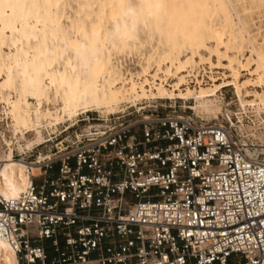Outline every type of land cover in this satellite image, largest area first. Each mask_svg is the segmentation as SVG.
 Segmentation results:
<instances>
[{
  "label": "built area",
  "instance_id": "2783aa9c",
  "mask_svg": "<svg viewBox=\"0 0 264 264\" xmlns=\"http://www.w3.org/2000/svg\"><path fill=\"white\" fill-rule=\"evenodd\" d=\"M235 110L217 123L165 103L84 113L12 145L30 185L0 194V241L15 264H264V113ZM10 133L0 106V171Z\"/></svg>",
  "mask_w": 264,
  "mask_h": 264
},
{
  "label": "rangeland",
  "instance_id": "374dc122",
  "mask_svg": "<svg viewBox=\"0 0 264 264\" xmlns=\"http://www.w3.org/2000/svg\"><path fill=\"white\" fill-rule=\"evenodd\" d=\"M122 11L127 12L126 19L134 27L125 41L115 30ZM92 25H98L92 39L101 50L95 56L102 63L96 70L91 64L93 55H89L84 71L70 42L87 48L86 36ZM14 28L23 35L12 42L10 37L17 34ZM213 30L222 32L221 42ZM223 54L233 59V68L248 62L250 70L256 68V54H264V0H0V106L5 105L7 114L12 115L15 130L29 133L16 139L10 133L13 149H23L35 131L45 139L49 121L59 123L56 128L60 131L84 113L103 118L122 108L132 110L155 103L170 104L179 114L209 123L219 122L225 111L234 113L243 103H253L257 106L245 107L264 113L263 77L240 73V84L249 80L240 94L225 87L212 97L198 98V93L213 88L212 79L230 75ZM191 55L194 62L182 74L180 92L161 95L160 88L169 93L178 80L164 77L162 70L169 67L173 73L174 64ZM209 56L218 69L205 64ZM166 57L172 60L171 67L162 65ZM44 60L50 61L49 66ZM35 64L38 66L33 67ZM9 67L11 75L7 77ZM24 69L34 70V92L30 86L23 89L27 84ZM63 69L65 80L78 73L74 85L84 89L85 106L79 103L74 110L64 109L62 96L54 89L55 74ZM145 69L147 77L143 75ZM258 71L261 76V69ZM47 73L54 75L52 84ZM163 78L165 84L159 80ZM177 94L185 97L180 99ZM67 118L71 120L65 121ZM84 129L81 124L75 134H83Z\"/></svg>",
  "mask_w": 264,
  "mask_h": 264
},
{
  "label": "bare ground",
  "instance_id": "6f19581e",
  "mask_svg": "<svg viewBox=\"0 0 264 264\" xmlns=\"http://www.w3.org/2000/svg\"><path fill=\"white\" fill-rule=\"evenodd\" d=\"M127 12L122 11L120 15L117 16L116 18V33L117 36L120 40L125 41L128 40L129 37L131 36L132 32L134 31L133 24L128 22L127 19ZM15 29V28H14ZM16 36L15 38L10 37L11 41H19L21 35V31L16 30ZM217 32L218 40L221 42L222 39V32L220 30H213ZM98 32V25H92L90 26V34L86 36V40L88 41V46L87 48H78L75 44V42H70V45L74 48V52L80 56V62L82 64V68L84 71L87 69L86 65V58L89 55L92 56V61L91 64L92 66L96 69L99 70L101 67L102 59L100 57L95 56L96 52H101L100 48L97 47L96 43L93 41L92 36L94 33ZM39 50V47H37ZM24 54H27L26 51H24ZM223 57V60L227 62V67L228 72H230L229 76L223 75L221 79L215 80L212 79L213 82V88L209 92H200L199 94V99H204V98H209L214 96V94L225 87H232L236 94H240L241 89H243V85H246L248 87L249 85L247 84L249 80L245 82V84H240L238 82L239 75L240 73H245L249 77H263L264 78V54L259 55L256 54V68L252 71L250 70V62L245 63V64H239L238 68H233V59L228 57L227 55L223 54L221 55ZM46 64L49 66L50 61L44 60ZM205 64L208 65L210 68H215L218 69L217 65H215L210 56L204 59ZM194 62V57L191 55L188 57L185 61H179L176 64H174V72L172 73L169 69V67H166L165 70H162L161 74L164 77L171 76L173 79H178L176 82H174L170 88L171 90L169 93L164 89L160 88L161 95H164L167 93L168 96H173L175 92H180V87L183 84V76L182 74L186 72V70L190 67V64ZM170 67L172 66V60L169 57H166L164 59V62L162 65H169ZM38 64L33 65V67H37ZM258 69H261V76L259 74ZM34 70L28 71V70H22V73H25V81L26 85H24L23 89L26 91L27 86H30L31 91L34 92L36 91V88L34 86ZM78 73L73 72L70 75V78L65 80V70H58L56 72V85L54 87L55 92L58 94H61L62 96V102H63V107L64 109L68 110H74L76 106L79 103H82V106L86 105V96L84 89H77L75 87V82L77 80V75ZM11 75V69L10 67L7 70V77ZM143 75L145 77L148 76V69L143 70ZM47 76L49 78L50 84L54 81V75L52 73H47ZM155 76V75H154ZM228 79H231L230 81ZM161 81V84H165L166 79H159ZM220 81V83H217ZM110 90V89H109ZM111 93V91H109ZM142 93H144V90H142ZM190 91L186 89V95L188 96ZM180 99L182 97H185L183 94H177ZM248 97V96H244ZM196 97V99H198ZM240 106L245 107H255L257 105H254L253 103L250 105H247L245 103L240 104ZM9 115V113H8ZM11 118V134L14 139L17 138L19 135L20 137H23L29 133H26L27 130H18L14 128V120L12 119V115H9ZM77 115H75L76 117ZM74 118V117H73ZM71 120L70 118H67L65 121ZM63 121V122H65ZM49 127L56 126L59 123H55V121H49L46 123ZM40 127V126H39ZM38 127V130H39ZM43 141L42 134H40V131H35L34 132V138L31 141H28L26 143V146H29L31 143H41ZM12 145L13 143L11 142V145H9V153L7 155L6 161L2 166V169L0 171V194L2 197L6 200L8 199H14L16 198L19 194L23 193L30 185V178H29V172L26 168V166L20 162L10 160V152L12 151ZM19 150H21L19 148ZM32 175L37 174V170L33 169L32 170ZM0 264H15V257L10 249V247L5 243L0 241Z\"/></svg>",
  "mask_w": 264,
  "mask_h": 264
}]
</instances>
